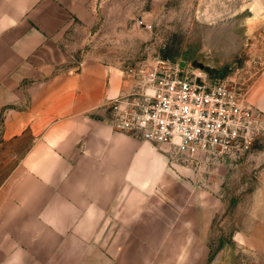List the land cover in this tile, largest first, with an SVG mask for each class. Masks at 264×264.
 I'll use <instances>...</instances> for the list:
<instances>
[{
    "label": "crops",
    "instance_id": "obj_1",
    "mask_svg": "<svg viewBox=\"0 0 264 264\" xmlns=\"http://www.w3.org/2000/svg\"><path fill=\"white\" fill-rule=\"evenodd\" d=\"M84 7L0 0V136H30L0 183V264H264V146L234 206L170 175L164 145L106 119L109 66L64 46ZM248 97L264 112V67Z\"/></svg>",
    "mask_w": 264,
    "mask_h": 264
},
{
    "label": "rangeland",
    "instance_id": "obj_2",
    "mask_svg": "<svg viewBox=\"0 0 264 264\" xmlns=\"http://www.w3.org/2000/svg\"><path fill=\"white\" fill-rule=\"evenodd\" d=\"M82 16L84 20L73 15L66 26L64 46H72L76 63L80 54L90 51L109 66L114 94L107 100L116 98L122 105L141 91L149 92L146 76L158 59L177 64L181 73L196 71L197 62L213 66L217 71L211 75L242 80L247 96L264 67V0H87ZM102 106L111 124L112 112L106 103ZM257 128L233 158H185L173 145L162 146L169 174L174 170L190 179L194 174L202 191L220 194L234 206V198L250 191L263 159L259 151L264 146V122ZM29 142L27 134L14 140L0 136V183L12 171L18 150ZM226 221L230 222L222 214L214 216L213 239L217 229L225 232Z\"/></svg>",
    "mask_w": 264,
    "mask_h": 264
},
{
    "label": "built area",
    "instance_id": "obj_3",
    "mask_svg": "<svg viewBox=\"0 0 264 264\" xmlns=\"http://www.w3.org/2000/svg\"><path fill=\"white\" fill-rule=\"evenodd\" d=\"M133 100L106 102L114 129L159 145H173L185 158H233L247 147L264 122V112L247 96L244 82L209 75L203 69L180 72L158 59Z\"/></svg>",
    "mask_w": 264,
    "mask_h": 264
},
{
    "label": "water",
    "instance_id": "obj_4",
    "mask_svg": "<svg viewBox=\"0 0 264 264\" xmlns=\"http://www.w3.org/2000/svg\"><path fill=\"white\" fill-rule=\"evenodd\" d=\"M197 66L199 68L204 69L206 72H208L209 74H214L217 71V68L213 67V66H209L208 64H204L202 62H197Z\"/></svg>",
    "mask_w": 264,
    "mask_h": 264
},
{
    "label": "bare ground",
    "instance_id": "obj_5",
    "mask_svg": "<svg viewBox=\"0 0 264 264\" xmlns=\"http://www.w3.org/2000/svg\"><path fill=\"white\" fill-rule=\"evenodd\" d=\"M198 70V68H196Z\"/></svg>",
    "mask_w": 264,
    "mask_h": 264
}]
</instances>
